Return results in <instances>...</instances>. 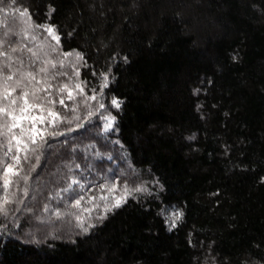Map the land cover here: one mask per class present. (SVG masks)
Masks as SVG:
<instances>
[{
  "label": "trees",
  "instance_id": "1",
  "mask_svg": "<svg viewBox=\"0 0 264 264\" xmlns=\"http://www.w3.org/2000/svg\"><path fill=\"white\" fill-rule=\"evenodd\" d=\"M0 9V94L12 75L13 97L35 90L63 118L37 123L62 135L22 161L27 183L13 178L0 264H264V0H0ZM25 9L34 28H54L60 53L82 57L74 67L31 49L14 20ZM72 78L83 88L76 104ZM114 158L143 191L80 232L76 214L103 202L98 185ZM169 211L180 214L174 225Z\"/></svg>",
  "mask_w": 264,
  "mask_h": 264
},
{
  "label": "snow or ice",
  "instance_id": "2",
  "mask_svg": "<svg viewBox=\"0 0 264 264\" xmlns=\"http://www.w3.org/2000/svg\"><path fill=\"white\" fill-rule=\"evenodd\" d=\"M4 11V9H0V12ZM21 16H28V19L31 20V17L29 16L27 10H23L20 12ZM33 25H30L32 27ZM35 27L43 28L44 31L48 33V35L59 43V36L55 33L54 28L51 26H45V25H34ZM33 40L36 39L35 36L32 37ZM13 51H16L14 48ZM29 51H32L29 49ZM55 51V48L53 49ZM0 55H6L5 53H0ZM35 55V53H33ZM65 56L72 55L71 53H65ZM77 59H82V57L77 53L76 54ZM46 63L51 64L52 67H55L56 65L52 63L51 61H47ZM61 66L63 65V62L61 61ZM7 65H4L3 67H0V73H3V68H6ZM48 71L47 67H41L39 69V73H46ZM76 76H79V72L77 71L75 73ZM25 78H28L30 80H35L36 75L33 73H26L24 74ZM13 80L12 75H6L4 76L5 85L3 88V93L0 94V100H2L4 103L0 104V149L5 148L6 144V150L3 152V156L0 157V165H3L2 169V176H0V179H2V187L4 191V196L0 197V213H6V206L9 203H12L13 201L9 199V188L10 186L15 183L16 181L13 179L14 177H19L22 179L25 183L28 182V175H21L22 168L21 164L22 161H27L32 154L37 153L39 150L43 149L47 143V137L48 136H55V135H62V133H54L48 131L47 128L41 130L37 128V123H45L47 121L49 127H55L56 122L62 120L63 118L60 117V115L54 111L53 107L45 108V105H54V101L44 98L41 100V98L37 95V91L29 92L27 90L21 89V91L15 96H12V92L9 91V85H7V81ZM39 83V82H38ZM106 87V84L104 85ZM68 85H64L61 87L58 91L60 93L64 92L68 89ZM76 87L80 89V93H83V88L80 84H77ZM21 88V81H16L15 88L12 89V91H16V89ZM32 96L33 102H29L28 97ZM68 98L73 99L72 92H68ZM88 99H96V97H89ZM23 101V103H21ZM36 101H39V103H36ZM61 105L64 104V100L61 99L59 101ZM113 105L116 107H119V103L114 99L112 101ZM100 107H103V104L100 105ZM34 108H40L41 109V115H33L32 110ZM47 112V116L43 115V112ZM75 111V109H73ZM92 113H89V116H91ZM51 119H48V118ZM10 118V120L8 119ZM75 119H79V117H75ZM107 119V118H105ZM25 122L28 123L29 126H25ZM111 127V121L109 120L108 123L105 125V130ZM15 129H19V133L14 131ZM23 153V156L20 154ZM8 159L11 160V163H8ZM37 164L39 163L40 156L36 155L35 157ZM36 165L34 164L32 166V170H35ZM73 183H76V181H73ZM102 189H105V186H101ZM109 194L116 191L115 185L108 186L105 189ZM67 191V189H65ZM131 191L140 192L143 191L142 188L137 187L135 189H128L127 186H125L123 190V194L119 198H115L111 206L106 205L105 210L111 211L114 207H119L125 200V196L128 194H131ZM25 194H27V190L25 189ZM81 200L83 197L80 198ZM101 200H107L108 196H101L99 197ZM80 200H77L75 204H73V207H79ZM179 216L177 215V219ZM79 219V217H77Z\"/></svg>",
  "mask_w": 264,
  "mask_h": 264
},
{
  "label": "rangeland",
  "instance_id": "3",
  "mask_svg": "<svg viewBox=\"0 0 264 264\" xmlns=\"http://www.w3.org/2000/svg\"><path fill=\"white\" fill-rule=\"evenodd\" d=\"M14 18H15L14 20H16V22L19 24L20 28L23 29L25 36L27 38H29V41L32 44L31 49L33 51H35L37 54H39L40 56L45 57V58H48L50 56H57V55L61 56V58L58 60V63L61 64L60 62L62 61L63 64L66 65V67H67V65H71L72 67H74L77 64L79 59H77L76 53H71L72 55H69V56H65L64 53H60L57 49V47H58L57 42L55 40H53L48 35V33L46 31H44L43 28H39V27L34 28L33 26L30 27V25H32V23L29 21L28 16H21L19 13ZM43 25L49 26L48 24H43ZM33 36L36 37L35 40L32 39ZM54 48H55V51H53ZM54 75L70 76V74L68 72L61 74V73H58L57 70L52 73V76H54ZM77 84H79L78 81L76 79L72 78L70 85L72 87L73 94L75 95V97H74V103L75 104L78 103V101H77L78 96L81 94L80 89H78L76 87ZM75 109H77V107H75ZM105 118H107V119H105ZM105 118H104V123H103L104 128H105V125L108 123L109 120L111 121V124H112V118H110L108 116H105ZM110 128H108L107 130H109ZM108 161L111 163L110 166L112 167V170L110 169L109 171L107 170L105 172L102 171L104 180H103V182L99 183L98 190H99V193L103 191V189L101 188L102 185L105 186V189L108 186L115 185L116 191L109 194L104 189V191L106 193L100 194V197L101 196H108V199L106 201L103 200V202H97V203L91 204L89 206H84L87 213L84 212L80 219H77V217H79V215L76 214V223H74V224L80 232H86L89 228H91L94 225L96 219H99V218H101V216H103V214L105 212V206L106 205L111 206L114 199L119 198L123 194V190H124L125 186H127V188L130 190L135 189L137 187H140L139 185L131 186V182L129 181V179L125 175L126 171H128V170H126V168H127L126 165H124L123 163L116 162L115 158L112 160L109 159ZM123 165L125 166V168L121 169V167H123ZM99 177L100 176H98V178ZM100 181H102V179H99V182ZM135 193H138V192L131 191V194H128L125 196V200L128 198L134 197ZM96 208H98V209H96ZM85 209H83V211H85ZM94 209H96V210H94ZM92 210H94V211H92ZM88 215H90V216H88ZM177 215L180 218V214L178 212L169 211L167 213V222L169 225H174L177 222V220L179 219V218L177 219ZM66 219H69V220H67V222L70 223L71 219L69 217H67ZM65 220H63V221H65Z\"/></svg>",
  "mask_w": 264,
  "mask_h": 264
}]
</instances>
